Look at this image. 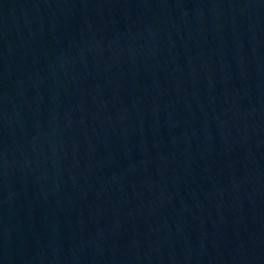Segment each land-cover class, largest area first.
<instances>
[{
	"label": "water",
	"instance_id": "water-1",
	"mask_svg": "<svg viewBox=\"0 0 264 264\" xmlns=\"http://www.w3.org/2000/svg\"><path fill=\"white\" fill-rule=\"evenodd\" d=\"M0 264H264V0H0Z\"/></svg>",
	"mask_w": 264,
	"mask_h": 264
}]
</instances>
